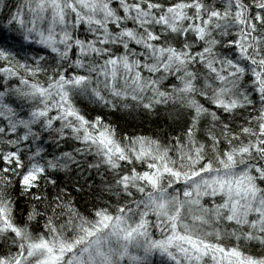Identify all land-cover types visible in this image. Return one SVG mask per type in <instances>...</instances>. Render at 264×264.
Here are the masks:
<instances>
[{
  "label": "snow or ice",
  "instance_id": "obj_1",
  "mask_svg": "<svg viewBox=\"0 0 264 264\" xmlns=\"http://www.w3.org/2000/svg\"><path fill=\"white\" fill-rule=\"evenodd\" d=\"M0 264H264V0H0Z\"/></svg>",
  "mask_w": 264,
  "mask_h": 264
}]
</instances>
